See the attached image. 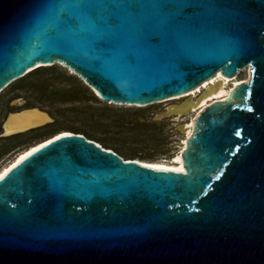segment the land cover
<instances>
[{"label":"water","instance_id":"obj_1","mask_svg":"<svg viewBox=\"0 0 264 264\" xmlns=\"http://www.w3.org/2000/svg\"><path fill=\"white\" fill-rule=\"evenodd\" d=\"M57 61L123 103L250 74L194 118L184 171L77 132L28 153L0 177V264H264V0H0V91ZM186 100L154 117L186 115ZM51 120L8 112L2 135Z\"/></svg>","mask_w":264,"mask_h":264},{"label":"rangeland","instance_id":"obj_2","mask_svg":"<svg viewBox=\"0 0 264 264\" xmlns=\"http://www.w3.org/2000/svg\"><path fill=\"white\" fill-rule=\"evenodd\" d=\"M234 77L247 78L248 68H241ZM89 88L60 63L39 66L6 86L0 92V168L18 152L61 130L84 132L102 147L116 150L124 159L172 161L186 135L177 126L195 111L187 110L180 119H156L154 116L170 103L181 100L116 104L100 99ZM28 107L46 111L52 120L22 132L2 135L7 113Z\"/></svg>","mask_w":264,"mask_h":264},{"label":"bare ground","instance_id":"obj_3","mask_svg":"<svg viewBox=\"0 0 264 264\" xmlns=\"http://www.w3.org/2000/svg\"><path fill=\"white\" fill-rule=\"evenodd\" d=\"M58 63L66 66L60 61H57ZM41 64H51V63H37L35 66ZM33 67L27 69L26 71L32 69ZM67 67V66H66ZM69 68V67H67ZM245 69L248 68V77L250 74V67L246 66L244 67ZM73 73H75L71 68H69ZM30 72V71H29ZM76 74V73H75ZM247 78L244 79H237L236 77H228V76H223L221 75L220 71L218 70L214 75L210 76L208 79L202 80L199 84H197L194 88L191 90L184 92L182 94L174 95V96H169L160 100H157L155 102H163V101H168V100H176L180 99L183 101L186 97H189V100H186V102L183 105H187L190 110L195 111V114H193L189 119L185 121V123H182L179 125V129H182V131L186 134L182 140L181 147L180 149L173 155V159L171 162H165V161H145L141 159L135 158V160L142 165L148 166V167H153L155 169H165V170H172V171H177L178 169L180 171H184V166L182 163L181 159V152L186 146V139L192 134L193 132V120L194 118L202 111L204 107H206L209 103L212 101L216 100H225V99H230L232 98V91L233 89L239 85L242 81H247ZM220 79V80H219ZM218 80L217 87L214 90H211L207 94L203 95L198 101H194L198 93L202 91V87H207L209 83H214L215 81ZM8 86V85H7ZM4 89V88H3ZM2 89V90H3ZM1 90V91H2ZM0 91V92H1ZM98 95V94H97ZM101 99V98H100ZM191 99V100H190ZM103 100V99H102ZM107 102H113L116 104H127V105H132V104H138V103H123V102H116V101H111V100H104ZM193 101V102H191ZM173 103H170L171 105ZM138 105H143V104H138ZM38 111L36 109L34 110H29L24 112L22 115L14 114L11 116L9 119V127L6 126L4 130V134H9L13 130L17 129L16 123L23 118V116L28 117L30 115H35L37 114ZM174 119H179L180 115L176 114L173 116ZM72 131L69 130H61L58 131L46 138H43L39 140L38 142H35L34 144H31L24 150L18 152L12 160H10L7 164L2 166L0 168V177L12 166H14L18 161H20L23 157H25L28 153L31 151L35 150L37 147L41 146L43 143L49 141L50 139L65 134V133H70ZM110 149V148H109ZM125 159H134V158H125Z\"/></svg>","mask_w":264,"mask_h":264},{"label":"trees","instance_id":"obj_4","mask_svg":"<svg viewBox=\"0 0 264 264\" xmlns=\"http://www.w3.org/2000/svg\"><path fill=\"white\" fill-rule=\"evenodd\" d=\"M90 89V88H89ZM91 90V89H90ZM92 91V90H91ZM75 132H77V133H81V134H84V132H79V131H75ZM86 135V134H85ZM87 138H89V139H93V138H90V137H88V136H86ZM94 140V139H93ZM96 141V140H95ZM104 148H106V149H109V147H107V146H103ZM110 149H112V148H110ZM113 151H115L116 152V150H114V149H112ZM117 153V152H116ZM120 155V154H119Z\"/></svg>","mask_w":264,"mask_h":264},{"label":"flooded vegetation","instance_id":"obj_5","mask_svg":"<svg viewBox=\"0 0 264 264\" xmlns=\"http://www.w3.org/2000/svg\"><path fill=\"white\" fill-rule=\"evenodd\" d=\"M182 116H184V115H182ZM182 116H180V118H181ZM170 117H172V118H173V116H170ZM180 118H179V119H180ZM180 125H181V124H180ZM178 126H179V124H178ZM178 126H177V127H178ZM178 128H179V127H178Z\"/></svg>","mask_w":264,"mask_h":264},{"label":"snow or ice","instance_id":"obj_6","mask_svg":"<svg viewBox=\"0 0 264 264\" xmlns=\"http://www.w3.org/2000/svg\"><path fill=\"white\" fill-rule=\"evenodd\" d=\"M177 171H180L179 169Z\"/></svg>","mask_w":264,"mask_h":264}]
</instances>
